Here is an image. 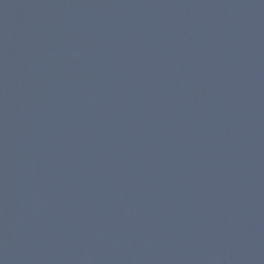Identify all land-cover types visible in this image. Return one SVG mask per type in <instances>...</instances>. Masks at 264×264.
<instances>
[{
	"label": "water",
	"instance_id": "95a60500",
	"mask_svg": "<svg viewBox=\"0 0 264 264\" xmlns=\"http://www.w3.org/2000/svg\"><path fill=\"white\" fill-rule=\"evenodd\" d=\"M120 0H0V264H71Z\"/></svg>",
	"mask_w": 264,
	"mask_h": 264
}]
</instances>
